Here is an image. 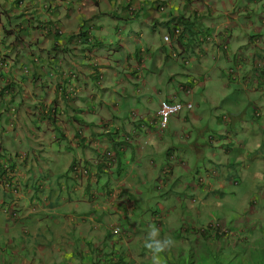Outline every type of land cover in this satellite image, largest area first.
I'll list each match as a JSON object with an SVG mask.
<instances>
[{"label":"clouds","instance_id":"obj_1","mask_svg":"<svg viewBox=\"0 0 264 264\" xmlns=\"http://www.w3.org/2000/svg\"><path fill=\"white\" fill-rule=\"evenodd\" d=\"M204 1L205 2L200 1L199 4L194 7L195 9L200 8L198 11L200 18L197 19L203 21L204 27L205 24L207 28L212 27L214 32L215 26L206 21L207 18H209L207 16L209 11L216 10V8L225 9L233 6L235 3H246L251 0H216L217 3H215V0ZM253 1L258 2L260 0ZM135 9L136 6L130 5L127 7L126 11H128L130 15H133L136 11ZM151 9L158 10L159 14H162L165 11V6L163 2L159 3L157 1L151 6ZM245 11L250 12L251 10H241L239 8V13L244 14ZM174 19H176L175 26L170 27L169 25L172 22L168 21L166 22L167 26L163 27L154 24L149 28L152 31L157 29V32L160 33L162 42L161 49L165 52L162 60L165 58L166 60H171L174 64L172 66L167 64L164 65L166 66L167 86L169 89L170 86L179 89L183 98H178L175 93L166 97V92L161 97L159 96V92L156 93L154 88L153 92L155 95H152L149 99H145L142 85H137L138 87L135 88L134 86V89L131 91L133 96L129 101L137 103L136 99L140 98L141 104H138V108L144 105V110L138 111L136 108L131 107L127 110V115L123 116L119 110V103L117 101L114 103L110 102L111 104L108 106L109 108H115V110H111L117 114V118L111 121L97 116L92 123L98 128L99 126L108 124L111 137L107 135V132H102L101 130L99 131V135L103 136L104 134L107 136L106 140L111 142L112 149L106 146L100 147L98 144L99 141L93 140L95 137L88 138L84 135L90 122L89 120L85 122V127L75 128L74 131H70L71 136L65 122L62 121L60 131L62 137L60 136V139L53 137L54 142L50 139V142L54 143V146H51L55 151L51 155L58 156L60 158L59 160L63 162L68 161L69 158H73L65 174L59 176L65 179V181L62 180L61 182V190L67 187L71 189L74 185L76 187L75 191L85 196V199L81 201V205L86 206V209L89 208V206L92 207V211L84 210L77 213L73 225L80 223L83 217L88 220H94L96 224L98 222L97 220H100V222L103 221V234L104 237L110 241L112 248L109 258H94L93 260L86 258V252L82 251V248H86L87 252H91L94 249L93 243L88 242L86 238L83 241L77 242L71 235H67L65 237L67 242L57 243L54 248L49 249L46 242H41L34 236L23 233L25 237L18 239L17 244L7 235L0 238V264H39L41 260L37 261L34 258L28 259L29 254L35 256L37 252L36 247H29L28 242L31 239L38 241L41 244L40 247H43V250L54 251L58 249L56 252H58L59 257L56 258L52 256V259L43 260L45 264H176L177 261H184L183 264H186V261L187 264H222L223 255L225 253H230V258L232 260L236 258L237 264H250L249 262H244V260L239 262L238 258L240 254L246 258L252 255V264H255L256 257L253 253L258 249L264 252V244L258 242L259 235L255 234L253 231L258 225L256 223L251 224L253 220L249 221L251 215L245 218L240 217L239 223L236 224L240 225L244 223L242 226L243 229L240 232H234L228 229L227 223H221L218 220L215 221L210 219L207 213V195L215 193L218 199L217 201L219 202L218 206L221 208L224 207L226 205L224 203L226 200V193L222 189L229 184L228 180L218 175V173L212 169H206L203 175L195 171V169L189 168L187 164L190 162V159L187 153L184 151L179 152L178 149L174 148L175 143H177V145H185L193 136L187 133L186 126L183 124L181 126V123L187 122L188 119L193 116V105L191 101H189V97L192 96V85L195 81H193L194 77L190 73L191 69L187 68L192 66L186 56H188L187 49L190 45L191 37L195 34L194 29L196 22V19H193L189 26V28H192L187 30V25L184 24L181 19L176 17H174ZM262 24L264 25V21H262ZM91 29V27L86 28L77 33L74 38V46L76 49L82 48L83 57L91 65V75H94V71L99 73L97 80L94 82L92 80L90 83L102 89V86H98L101 85L102 82L104 83L103 74L98 70V68H100V62L97 56L93 54V51L90 50L93 49L91 47L93 44ZM45 31H49L48 33L51 32L53 35L62 34V29L60 28L54 31L55 33L59 32L56 34L52 32V29H45ZM183 37H185V41H182ZM227 37L228 36L225 38ZM139 38L142 39L143 37L139 36ZM145 39H149V42H143L144 48L142 49V57H149V46L156 47V45H158V38L156 39L154 36H151ZM180 41L184 44L182 47L178 44ZM156 50L158 51V47H156ZM262 50L260 51L264 54V48ZM157 51L155 53H157ZM160 56L162 58L161 54ZM190 60L192 59L190 58ZM33 61L38 62V58H35ZM252 65L253 64L248 65L247 73H245L243 77H245L249 83L251 82L256 100L258 102H263L264 62L259 59L255 67H252ZM178 66L185 68L186 74L180 73V70L176 69ZM2 67L3 69H8L9 66L6 63L0 62V69H2ZM252 69L254 70L253 72ZM21 71L24 74H28L30 68L28 66H23ZM58 73L64 79H71V81L74 79L76 82V85H74V81H70L64 88L67 102L70 98L75 100L73 96L76 94V91L81 88V83L76 80V72L71 68L62 69V66H60ZM179 76L187 77V80H180L178 79ZM190 78H192V83L188 84ZM79 79L81 78L79 77ZM157 82H159L158 75ZM6 88L3 89L5 95H8L9 91H14L12 87H8L7 90ZM61 90L63 89L60 88V91ZM153 102H157V105L156 109L152 112L153 114H150V106ZM11 103H7V106ZM162 103H166L169 106H179L176 111L169 113L165 124H163L162 115L160 113ZM109 108H106L108 114H110ZM7 110L8 116L11 117H9V122L13 120L17 121L16 115L19 112V108L10 105ZM48 111H46L45 114H47ZM36 114V120L41 123L43 133L40 128L34 130L28 126H25L26 130L24 131L30 134L31 130H34L28 137L36 136L39 138L38 145H35V147H38V151H32L30 148L33 161L43 155H48L43 149L41 141L46 138V135L43 138L44 132H49L52 129V125L49 121H47L46 127H43L45 123L44 120H42V114L39 112ZM124 118L127 119L125 120ZM173 120L180 121V130L174 131L172 127L174 123L172 122ZM114 123L121 125L117 126ZM127 126H131L132 129H129ZM9 128L12 130L14 128L13 124H10ZM137 128L143 129L152 137L140 138L139 132L136 131ZM168 132H170L171 138L169 143L164 140ZM187 136H190V138H186ZM184 138L186 142H183ZM61 139H66L68 141L67 147L62 145ZM158 146H160V148L158 149V153H156ZM154 147L156 148L154 149ZM64 150H66V153H64ZM82 150H92L95 153V157L90 160V162L83 160L84 155ZM61 153L63 154L62 157H60ZM161 153L164 154V160L160 159ZM154 154L156 160L154 159ZM25 156L27 157V154H25ZM161 161L164 163H161ZM140 163L152 167L153 171L155 170V178L149 180L134 178L133 174L135 172L133 171ZM25 165L27 164L25 163ZM129 165V170L125 171L122 169V167L124 168V166L127 167ZM15 169V162H11L6 170L5 177L0 181L1 189L6 188L14 193L11 194V197H8L1 209L4 214L5 227L8 223H18L22 219L21 210L17 205V200L20 196L17 195L19 191L17 185L18 176H14ZM189 174H196V177L187 180ZM179 180L181 182L182 180L188 181L187 185L189 182L191 183L189 186L190 195L185 198L188 204L183 203L182 207H179V203H177L171 206L170 209L169 207L165 208L163 205H168V203L173 200L171 189ZM249 180L251 182V179ZM249 180H247V182H249ZM225 181L226 183H224ZM229 182H231V180ZM39 183L43 186L42 181ZM182 185L183 182L181 183V186ZM187 185L186 188H188ZM231 194L234 195V191H231ZM2 198L4 199L5 197L2 196ZM47 202L51 203V199H48ZM47 202H45L42 207H46ZM254 205L255 199L252 198L248 206L249 213H253L252 208ZM156 207L157 210L153 211L152 209ZM141 210H145L144 214H141ZM239 212L245 215L247 213L246 207H244L243 211ZM67 231L70 232L71 227H68ZM21 240L23 245H19ZM115 241L119 242V244ZM123 244L127 250V260L119 256V250ZM107 247L109 246L107 245ZM28 250L31 251V253ZM66 251L69 256L65 259H61L62 253ZM78 251L83 252L85 258L74 256ZM71 253L73 254L72 257H70ZM130 254H135L136 258L131 257ZM23 258H25L28 263H24ZM212 260H214V263H212Z\"/></svg>","mask_w":264,"mask_h":264},{"label":"rangeland","instance_id":"obj_2","mask_svg":"<svg viewBox=\"0 0 264 264\" xmlns=\"http://www.w3.org/2000/svg\"><path fill=\"white\" fill-rule=\"evenodd\" d=\"M239 8L241 10L249 9L251 11H245L244 14H241L239 13ZM141 16L140 13L138 15L139 20H141ZM207 16L209 17L206 20L207 23L215 26L214 32L212 27L207 28L206 24L205 27L204 24L201 25L200 19H196V22L193 21L195 22V34L191 37L190 45L187 49L188 56H186L192 66L187 68L191 69L190 73L194 77L193 81H195L192 85V96L189 97V101H191L193 105V116L190 117L187 122L181 123V126L182 124L186 126L187 133L193 136L187 145H177V143H175L174 148L178 149L179 152L184 151L187 153L190 159V162L187 164L189 168H193L203 175L206 169H212L216 171L218 175L228 180L229 184L222 189L226 193V200L224 202L226 205L224 207L221 208L218 206L219 202L217 201L218 199L215 193L207 195V213L210 219L215 221L218 220L221 223H227L228 229L234 232H240L244 225V223L236 225L239 223L240 217L245 218L251 215L249 218V221L253 220L251 224L256 223L258 225L253 231L255 234L259 235L258 242L264 244V101L258 102L256 100L251 82L249 83V81L243 77V75L247 73L248 65L253 64L252 67H255L259 59L264 62V54H262V49L264 48V25L262 24V21H264V0L258 2L251 0L246 3L239 2L225 9L216 8V10L209 11ZM102 21V23L105 21V23H107L105 37L111 41L108 48L110 51L109 54L111 57H118L117 55L121 53L117 39L119 31L117 26L118 22L112 15L104 16ZM99 25H101V23ZM142 33L145 35V38H150L151 36H154L156 39L158 38V45H156L158 51L154 47L157 53L156 57L153 59L154 61H152L155 66L157 65V68L152 66L147 67L149 68V73L144 75L145 77L148 74H154V76L158 75L159 82H157V85L148 82L146 87H142L144 98L149 99V97L155 95L153 92L154 88L161 91V93H165L168 86L166 66L164 65L167 64L172 66L174 64L171 60H166L165 58L162 60L159 55H165V52H163L164 50L161 49L162 42L159 32H154L147 26L142 29ZM35 34L43 36L42 32L38 31V33H32V37L37 38L38 36ZM226 36L228 37L225 38ZM137 39L140 40L139 37H137ZM166 52L168 53L167 50ZM190 58L192 60H190ZM125 63L126 61L122 60L121 65L123 68L121 65L113 68L117 73V78H114V80L111 79V81L119 79L121 82L123 81L121 86H119L120 88H127L132 91L134 89L133 84L139 81L134 82L130 79L127 81L124 78ZM130 64L134 66L135 61L132 60ZM145 64H148V62L145 61ZM159 64L161 65L160 68H158ZM50 67L51 70H49L48 73L53 74L56 69L59 70L60 66L58 62L53 61ZM63 68H66L65 64H62V69ZM176 69L180 70V73L186 74L185 68L178 66ZM253 71L252 69V72ZM80 78L82 79L83 77L80 76ZM178 79L187 80V77L179 76ZM190 83H192V78H190L188 84ZM74 85H76L75 81ZM98 86H102L104 89L95 86L92 87L93 95L91 98L87 97L84 100L79 99L80 95L83 93L81 88L74 94L73 97L75 100L81 103L80 109L82 112L78 114L79 118L72 116L70 118L67 116L68 119L66 120V117H64L65 114H55L53 110H49L47 114L42 115V120H44L45 123L43 127H46L47 121L52 125V129L47 132L46 138L41 141L43 149L48 155H43L33 161L30 150L32 141L26 136L24 131H19L17 133L19 138L24 140V144L21 140L15 141L10 138V131L4 130L3 133L6 137L3 138L1 143L2 149L0 148V169L6 171L10 163L15 162L16 169L14 171V176H20L22 174L20 166L26 163L29 165L31 173L44 181L40 193L42 195L44 194L41 198L42 203L46 198L51 199L52 204L48 207V214L43 215L40 210H37L41 209V207L38 206L34 209L33 213H31V221L41 220V222L32 223L30 221L27 222V225H24L23 228H28L29 230L43 228L46 234V244L49 249L54 248L57 243L50 239L49 233L51 228L47 227L45 223L49 222L50 219L51 221L54 219L61 226L73 225L76 220L75 216L79 212L77 209H81V201L85 199L84 195L75 191L76 187L74 185L71 189L67 187L61 190V182L62 180L65 181V179L59 176L65 174L73 158H69V160L65 162L62 160L58 161L60 159L58 156L51 155L55 151L52 147L54 143H51L50 139L54 142L53 137L57 139H60V136L62 137L60 134L62 121L65 122L66 127L68 126L67 130L70 134V131H74L75 128L85 127L86 120L94 121L98 113V116L106 120L114 121L117 118V114L112 110H115V108H109L110 114H108L106 112L107 109L102 106V102L109 105L118 101L119 110L123 116L127 115V110L131 107L136 108L138 111L144 110V105L138 108V104H141L140 98L136 99L137 103H124L121 93L118 91L119 87L117 88V86L105 84V82H102V84ZM137 87L138 86H135V88ZM28 99L29 97L26 98V100ZM75 100L70 98L69 104H73ZM11 105L17 108L20 107L18 102L15 103V105L14 102H12ZM156 105L157 102H153L150 106V114H153L152 112L156 109ZM100 107L103 108L102 111ZM27 109L34 114L33 106L25 104V107H23L21 111L19 110L16 115L17 121L13 120L8 122L13 124V126L19 127L21 123L34 130L40 128L42 131L41 123L36 120L37 114L30 116L28 115ZM5 111L6 113L8 112L7 105ZM70 111L72 112V109H70ZM124 119L126 120L127 118ZM3 121H7L5 115L2 122ZM98 130L100 131L101 128H98ZM30 134H32V132H30ZM87 134L88 132L86 130L85 135ZM164 140H166L167 143L171 141L170 132L167 133ZM98 141L100 147L106 146L112 149L111 142L107 140L104 141L101 138H98ZM183 142H186L185 138ZM61 143L65 147L68 145L66 139H61ZM155 148L156 147H154V149ZM159 148L160 146L156 149V153H158ZM64 153H66V150H64ZM89 153L95 155L94 152ZM25 154H27V157ZM62 156L63 154L61 153L60 157ZM160 156V159L164 160V154L161 153ZM154 159L156 160L155 154ZM161 163L164 162L161 161ZM154 172L152 170L153 174ZM152 173L149 172L148 175L153 176ZM190 175L191 174L188 175L187 180L196 177V174ZM249 179H251V182ZM230 180L231 182H229ZM247 180H249V182H247ZM182 182L183 185L181 186ZM182 182L180 180L177 181L171 189L173 200L169 202L168 205H163L165 208L169 207L170 209L171 206L177 203H179V207H182L183 203L188 204L185 198L190 195L189 186L191 183L189 182L187 185L188 181L182 180ZM224 183H226V181ZM186 185L188 188H186ZM231 191H234L235 194L232 195ZM8 195L11 196V194ZM17 195L20 196L18 193ZM252 198L255 199V205L252 208L253 213H249L248 206ZM2 201L5 202V198ZM44 204L45 202L43 205ZM22 205L26 206V201H23ZM2 207L1 202L0 225L5 222L4 214L1 210ZM244 207H246L247 211L245 215L239 212L243 211ZM152 210H157V207ZM144 211L145 210H141V214H144ZM28 244L29 247L41 246V244L34 239H31ZM29 252L31 253V251ZM253 254L256 257L255 264H264V252L258 249ZM251 257L252 255L246 258L240 254L238 261L242 262L244 260V262L250 263ZM183 262L184 261H177L176 264H183ZM212 263H214V260H212ZM222 264H237V260L236 258L232 260L230 258V253H225L223 255Z\"/></svg>","mask_w":264,"mask_h":264},{"label":"crops","instance_id":"obj_3","mask_svg":"<svg viewBox=\"0 0 264 264\" xmlns=\"http://www.w3.org/2000/svg\"><path fill=\"white\" fill-rule=\"evenodd\" d=\"M157 1L159 3L163 2L165 6V11L162 14H159L158 10L151 9V6ZM200 1L205 2L204 0H0V62L6 63L9 66L8 69H3V67L0 69V148L3 138L6 137V135L3 134L4 130L11 132L10 138L15 141L21 140L24 144V140L22 138L20 139L17 133L19 131H25V125L20 123L19 127L14 126V128L10 130L9 127L11 123L8 122L10 116H8V112L6 113L5 111L7 103L14 102L15 105V103L18 102V105H20V107H18L20 111L25 107V104L33 106L34 114L27 109L28 115L30 116L35 115L38 112L43 115L46 111L53 110L55 114H65L64 117H66V120L68 119L67 116L70 118L71 116L79 118L78 114H81L82 112L80 109L81 103L75 101L73 104H69L64 93V88L70 83L71 79L67 80L61 77L57 69L53 74L48 73L49 69L51 70L50 65L53 61L58 62L60 66L65 64V69L71 68L76 72V80L81 83L80 86L83 93L80 95L79 99L84 100L87 97H92V87L95 85L93 86L90 82H92V80L94 82L95 77L90 79L92 76L90 69L92 68L83 57L82 48L76 49L74 46V38L77 33L86 28H92L91 35L93 37V44L91 47L93 49L90 50L93 51V54L97 56V59L100 62V68H98V70L102 72L105 84L117 86V88L121 86L123 81L121 82L119 79L111 81V79L114 80V78H117V73L113 68L120 66L122 60H125V72L123 74L127 81L129 79L134 82L139 81L142 87H146L148 82L157 85V76H154V74H148L145 77L144 75L149 73L147 67L152 66L157 68V65L155 66L154 63H152V61H154L153 59L156 57L155 46V48L151 45L149 46V57H142V49L144 48L143 42H149V39H145L142 29L154 24L164 27L167 26L166 22L168 21L172 22L169 25L170 27L175 26L176 19H174V17H176L181 19L184 24L187 25V30H190L192 28H189L191 21L200 18L198 15L200 8H194ZM215 3H217L216 0ZM130 5L136 6V11L133 15H130V13L126 11L127 7ZM139 12L142 15L141 20L138 19ZM109 15H112L118 22L117 26L119 31L117 39L118 46L121 50V53L117 55L118 57H111L109 54L110 51L108 48L111 41L105 37L107 23H105L106 21L102 23L104 16ZM100 23L101 25H99ZM201 23L203 24V21H201ZM57 28L62 29L61 35H53L51 32L48 33L49 31H45V29H52V32L56 34L59 33L54 32ZM38 31L42 32L43 36L35 34L38 37H32V33H38ZM154 32H157V29L154 30ZM139 36H142L143 38L138 40L137 37ZM182 41H185V37L182 38ZM178 44L181 47L184 45L181 41ZM136 53H138V55L140 54V60L138 61L134 56ZM35 58H38V62L33 61ZM132 60L135 61L134 66L130 64ZM145 61H147L148 64H145ZM23 66H28L30 68L28 74L21 72ZM121 67L123 68L122 65ZM160 67L161 65L159 64L158 68ZM80 76L85 79H79ZM72 81H74V79ZM6 86L7 88H14V91H9L8 95H5L3 89L6 88ZM60 88L63 90L60 91ZM118 91L121 93L124 103L129 104V99L133 96L131 90L119 87ZM155 91L156 93L159 92V96L161 97L164 94L160 93L157 89H155ZM165 92L166 97H169L174 93L178 98L182 97V93L179 89L172 86H170V89L167 88ZM27 97H29L28 100H26ZM101 104L103 107L109 108L108 104L103 102ZM10 105L11 104H8V106ZM70 109H72V112ZM102 110L103 108H101V111ZM4 115L6 116L7 121L2 122ZM92 122L93 121H90L86 128L88 134L85 135L84 132V135L88 138L95 137L93 140L101 138L105 141L107 136L104 134L103 136L99 135L98 127ZM172 122H174L172 124L174 131L180 130V121L173 120ZM115 125L119 126L121 124ZM127 127L132 129L131 126ZM99 128H101L102 132L105 131L109 133L108 124H105V126H99ZM33 131L31 130V132ZM136 131L139 132L140 138L152 137L141 128H137ZM25 133L27 137L30 136L27 132ZM46 134L47 132H44L43 138ZM186 138H190V136H187ZM29 139L32 141V144H30L31 150L38 151V147H35V145H38L39 138L34 136ZM189 140L185 145L188 144ZM82 152L84 155L83 160H86L87 162H90V160L95 157V155L89 153L93 152L92 150H82ZM122 169L125 171L129 170L130 165L127 167L124 166ZM20 170L22 174L18 176L17 185L19 191L17 193L22 196L17 200V205L21 210L22 219L18 223H8L6 227V223H2L0 225V238L7 235L13 239L15 244H17L18 239L25 237L23 233H28L34 236L37 240L46 242V234L43 228H34L30 230L28 228H23L24 225H27V222L32 220L31 213H33L34 209L38 206L41 207V209L37 210H40L43 215L48 214V207L51 206V203L47 202L48 198H46L44 200V202H47L46 207H42L44 202L42 203L41 198L44 194L42 195L40 193L41 183L39 182L42 181L43 183L44 181L31 173L29 165L20 166ZM152 170V167L140 163L136 169H134L133 172L135 173L133 174V177L146 180L153 179L155 178V175L152 173ZM149 172H151L153 176H149ZM5 174L6 171L0 169V181L5 177ZM8 194L14 193L6 188H0V203L2 202V206L6 203L2 201V196L7 200L9 197ZM22 200L26 201V206L22 205ZM77 210H79V212L84 210L92 211V207L89 206V208L86 209V206L81 205V209ZM97 221L96 224L94 223V220H88L83 217L81 218L80 223L73 226H61L54 219L52 221L50 219L49 222L45 224L47 227L51 228L49 237L53 242L65 243L67 242V239L65 238L67 235H71L77 242L83 241L86 238L88 242L93 243L94 248L91 252H87L86 248H82V251L86 252V258L92 260L94 258L107 259L112 252V248L110 241L104 237L103 221ZM31 222L40 223L41 220ZM68 227H71L70 232L67 231ZM115 242L119 244V242ZM19 245H23L22 240L19 242ZM107 245L109 247H107ZM36 249L37 252L35 253V256L29 254L28 259L30 260L34 258L37 261L41 260L39 264H45L44 261L52 259V256L56 258L59 257L58 252H56L58 249H55L54 251H46L40 246L36 247ZM67 256H69L68 252H63L61 259H65ZM72 256L73 254L71 253L70 257ZM74 256L85 258V254L81 251L75 253ZM119 256L127 260V250L124 244L120 247ZM130 256L136 258L135 254H130ZM23 262L28 263L25 258H23ZM252 263L251 260L250 264Z\"/></svg>","mask_w":264,"mask_h":264},{"label":"built area","instance_id":"obj_4","mask_svg":"<svg viewBox=\"0 0 264 264\" xmlns=\"http://www.w3.org/2000/svg\"><path fill=\"white\" fill-rule=\"evenodd\" d=\"M179 108V106H169L166 103L161 104L160 113L162 115L163 124L166 122V118L169 115V113L176 111Z\"/></svg>","mask_w":264,"mask_h":264},{"label":"trees","instance_id":"obj_5","mask_svg":"<svg viewBox=\"0 0 264 264\" xmlns=\"http://www.w3.org/2000/svg\"><path fill=\"white\" fill-rule=\"evenodd\" d=\"M140 55V54H139ZM139 55H138V53H136L134 56H135V59L138 61V60H140V57H139ZM149 69V68H148ZM50 70V69H49ZM98 75H99V73L97 72V71H94V75L93 76H91V79H93L94 77V80H97V78H98ZM137 85H140V83L138 82V83H135V84H133V86H137ZM107 135L108 136H110L111 135V133L109 132H107Z\"/></svg>","mask_w":264,"mask_h":264}]
</instances>
